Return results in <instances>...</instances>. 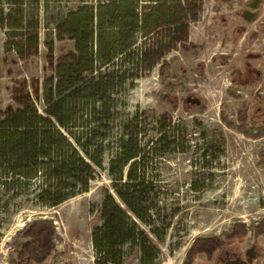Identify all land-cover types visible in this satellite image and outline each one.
Returning a JSON list of instances; mask_svg holds the SVG:
<instances>
[{"label":"rangeland","instance_id":"374dc122","mask_svg":"<svg viewBox=\"0 0 264 264\" xmlns=\"http://www.w3.org/2000/svg\"><path fill=\"white\" fill-rule=\"evenodd\" d=\"M110 1L27 0L24 29L0 22V264H10L32 219L56 226V252L44 264H183L196 238L264 217L263 17L243 18L250 0H137L144 21L136 43L110 62L96 59L79 85L47 103L59 61L76 54L68 15L78 11V24L95 32L118 25ZM9 8L0 0V19ZM246 65L257 80L234 85L232 72ZM87 136L92 153L104 147L101 165ZM67 141L90 164L87 175L54 177L70 161ZM124 148L138 155L112 174ZM254 245V264H264V235L226 248ZM215 256L194 264H219Z\"/></svg>","mask_w":264,"mask_h":264},{"label":"trees","instance_id":"16d2710c","mask_svg":"<svg viewBox=\"0 0 264 264\" xmlns=\"http://www.w3.org/2000/svg\"><path fill=\"white\" fill-rule=\"evenodd\" d=\"M27 0H8L10 5L9 11L4 12L1 10L2 16L0 19L3 27L10 29H24L26 27V19L24 15V5ZM38 3L39 0H34ZM170 1L179 4L181 0H160ZM161 5V4H159ZM109 8V14L111 19H119L118 25L112 23L106 25L100 23L98 31H94L88 26H82L78 24L77 17L79 12L70 13L64 23L71 25L67 26V34H70L76 50V54L70 56H63L56 67V82L54 79L50 81V87L45 85V100L47 103H51L56 98H60L70 91H72L77 85H79L88 73H92L94 69V62L96 59H100L106 62L112 61L119 53H124L130 49L136 43V34L139 28H141V22L143 18L140 17L138 12L137 0H113L106 6ZM163 6H158V12ZM75 20L74 23L71 22ZM35 25H38V18H36ZM62 25L58 26L59 37L64 34L62 32ZM110 29V30H109ZM33 45H38V38H33ZM214 62L224 60V56L220 54H214L212 57ZM232 82L239 87H248L257 80L256 71L252 66L246 65L243 69L237 68L232 72ZM100 90H104V94L109 98L108 83H101ZM188 102V101H187ZM193 104L192 102H189ZM21 113L22 110H17ZM246 120V118H245ZM230 126H234V122H228ZM241 129L244 127L241 126ZM261 134H264V126L260 130ZM68 148V159L64 160V164L58 163L54 170V177L62 178L64 175H68L69 172L79 173L80 176L87 175L90 164L84 160L79 152L73 148L70 142H66ZM93 138L87 136L86 148L90 158L97 164L101 165L100 157L104 152L102 145L98 146L93 153L89 148L92 147ZM138 152L131 150L126 152L123 149V160H112L111 173L119 172V169L127 165L131 159L136 157ZM264 155V154H263ZM63 167L65 171L62 172ZM84 186H88V179L85 178ZM49 197V203L51 205H57L61 199H54L51 189H47L44 192ZM109 201L112 200V196H108ZM252 234L255 238H259L264 235V217L254 226H247L244 222H235L230 231L223 232L220 236L210 237H198L194 240L192 246L186 254V258L183 264H194L197 257L200 254H205L209 259L213 255L223 249L229 243L236 240H244ZM56 226L52 220L49 219H32L28 221L25 227L18 233L17 239L13 243V251L11 253L10 264H44L49 258H51L56 252ZM119 245L126 242V236L122 235L119 238ZM113 245V243H112Z\"/></svg>","mask_w":264,"mask_h":264},{"label":"flooded vegetation","instance_id":"af4514ba","mask_svg":"<svg viewBox=\"0 0 264 264\" xmlns=\"http://www.w3.org/2000/svg\"><path fill=\"white\" fill-rule=\"evenodd\" d=\"M251 1L255 4V7H250L249 2H247L246 4L247 7L242 10L243 18L246 19L247 21L251 20L252 22L258 23L259 18L263 17V21H264V11L262 10L264 0H250V2ZM227 246L228 245H226L223 249H220L219 251L215 253L216 254L215 260L217 263L219 264H254V261L258 258L257 257L258 253L255 250L256 248L255 245L252 246V248L245 250V252H242V250L240 251L236 249L230 250L226 248Z\"/></svg>","mask_w":264,"mask_h":264},{"label":"water","instance_id":"95a60500","mask_svg":"<svg viewBox=\"0 0 264 264\" xmlns=\"http://www.w3.org/2000/svg\"><path fill=\"white\" fill-rule=\"evenodd\" d=\"M223 1H229V0H223ZM249 5H250V7H255V4L252 1L249 2ZM192 103H194V101H192Z\"/></svg>","mask_w":264,"mask_h":264}]
</instances>
